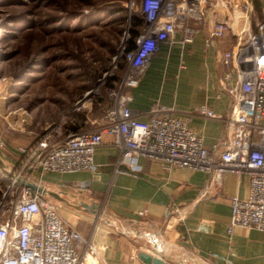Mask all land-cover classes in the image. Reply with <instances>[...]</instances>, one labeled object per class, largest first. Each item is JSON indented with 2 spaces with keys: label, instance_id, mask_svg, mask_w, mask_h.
Here are the masks:
<instances>
[{
  "label": "built area",
  "instance_id": "obj_1",
  "mask_svg": "<svg viewBox=\"0 0 264 264\" xmlns=\"http://www.w3.org/2000/svg\"><path fill=\"white\" fill-rule=\"evenodd\" d=\"M264 2V0H261ZM232 0H142L140 9L145 27L136 39L135 49L120 52L128 62L120 89L111 90L114 98L104 123L95 130L72 133L58 139L46 134L29 147L20 148L23 163L20 173L35 179L37 174L89 171L99 165L95 152L105 145L120 151V166L140 170L138 159L146 157L170 168L202 170L218 180L226 172L247 174L250 195L231 199L233 228L264 231V12L236 36L234 47L223 55L226 66L237 65L236 85L228 73L223 89L232 97L231 110L224 119L227 137L208 148L202 137L188 126V120L174 108L156 106L145 121L131 108L126 86H136L152 58L164 43L172 42L182 25L183 44L193 43L197 33L210 19L212 31L207 49L217 48L232 32L228 10ZM241 15L253 19L250 2L237 0ZM138 4L130 1L131 9ZM201 116L221 118L211 107L198 108ZM8 180L0 197V264H100L90 238L70 229L59 213V202L44 198L29 188ZM179 215V210H174Z\"/></svg>",
  "mask_w": 264,
  "mask_h": 264
},
{
  "label": "crops",
  "instance_id": "obj_2",
  "mask_svg": "<svg viewBox=\"0 0 264 264\" xmlns=\"http://www.w3.org/2000/svg\"><path fill=\"white\" fill-rule=\"evenodd\" d=\"M232 1L234 4L228 10L232 32L220 40L217 48L206 47L214 23L212 19L202 26L190 44H183L180 25L174 40L164 43L152 58L139 83L123 88V93L131 97V108L141 119L149 120L152 110L163 105L174 108L186 118L189 128L203 138L206 147L214 148L227 137L224 119L230 113L232 97L223 89V79L232 73L231 85H236L238 78L236 63L226 66L222 58L234 47L235 35L254 26L255 16L264 12V2L246 0L254 16L248 21L241 15L242 6L237 0ZM113 104L114 98L109 92L105 114H91L85 123L82 121L85 128L98 129ZM204 105L222 119L201 116L198 108ZM76 123H80L77 124L80 131L82 123ZM110 141L111 137L105 136V145L95 152V162L100 166L96 174L89 171L48 173L34 178L94 200L110 215L143 234L158 233L156 240L166 250L178 248V252L193 253L209 264H264V231L235 227L230 232L231 199L235 196L247 199L250 195L247 174L226 172L218 180L206 171L170 168L146 157L138 159L140 170L133 172L119 165L120 151L111 146ZM11 149L14 155L6 158L3 152L4 156L0 155L6 161L14 159L12 164L7 162L20 167L24 160L21 150ZM177 209L180 215L174 212ZM59 213L70 229H77L91 239L100 264H145L139 253H152L147 246L119 233L92 214L62 203H59Z\"/></svg>",
  "mask_w": 264,
  "mask_h": 264
},
{
  "label": "rangeland",
  "instance_id": "obj_3",
  "mask_svg": "<svg viewBox=\"0 0 264 264\" xmlns=\"http://www.w3.org/2000/svg\"><path fill=\"white\" fill-rule=\"evenodd\" d=\"M130 1L0 0L5 158L15 154L11 148L29 147L46 134L68 137L74 122L82 123L79 132L92 130L84 121L105 114L109 83L121 76L130 17L141 12L142 0L132 9ZM7 184L0 172V191Z\"/></svg>",
  "mask_w": 264,
  "mask_h": 264
},
{
  "label": "water",
  "instance_id": "obj_4",
  "mask_svg": "<svg viewBox=\"0 0 264 264\" xmlns=\"http://www.w3.org/2000/svg\"><path fill=\"white\" fill-rule=\"evenodd\" d=\"M0 172L9 180H15L20 185L29 188L41 197L49 198L77 210L92 214L97 220L112 226L119 233L136 240L139 244L147 246L152 253L141 251L138 255L145 264H188V262L193 264H209L193 253L178 252L180 251L178 248H173V251L164 249L156 240L159 236L158 233L150 235L143 234L127 223L110 215L101 204L94 200L25 176L20 173L19 167L11 166L1 155ZM145 240H149L150 243H146L147 241Z\"/></svg>",
  "mask_w": 264,
  "mask_h": 264
},
{
  "label": "trees",
  "instance_id": "obj_5",
  "mask_svg": "<svg viewBox=\"0 0 264 264\" xmlns=\"http://www.w3.org/2000/svg\"><path fill=\"white\" fill-rule=\"evenodd\" d=\"M131 1L135 2V0H131ZM144 27H145V20H144V16H143L142 12H140V13L136 12V13L132 14L130 17V22H129V36H128V40L126 41L123 52H129V51H132L135 49L136 39L140 35V33L143 31ZM123 62L124 63L121 65V71H120L121 76L113 77L111 79L112 81L109 83V88H111V90H116L115 83L121 82L123 75L125 74V72L128 68V62L126 60H124ZM113 84H114V86H113ZM71 129H73L75 131H79L80 128L77 125V123H75V125L73 124V127ZM4 181H7V180L4 179ZM7 183H8V181H7ZM0 197H1V191H0Z\"/></svg>",
  "mask_w": 264,
  "mask_h": 264
}]
</instances>
